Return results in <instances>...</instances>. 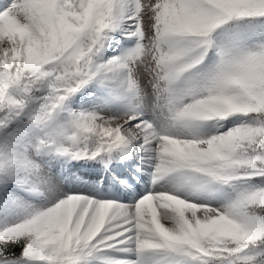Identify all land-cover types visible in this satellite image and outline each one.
Returning a JSON list of instances; mask_svg holds the SVG:
<instances>
[{"label":"snow or ice","instance_id":"obj_1","mask_svg":"<svg viewBox=\"0 0 264 264\" xmlns=\"http://www.w3.org/2000/svg\"><path fill=\"white\" fill-rule=\"evenodd\" d=\"M0 264H264V0H0Z\"/></svg>","mask_w":264,"mask_h":264}]
</instances>
